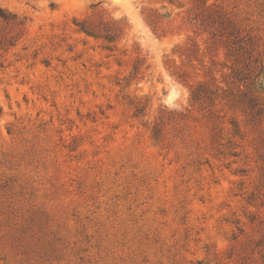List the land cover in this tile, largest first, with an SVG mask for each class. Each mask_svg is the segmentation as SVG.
Listing matches in <instances>:
<instances>
[{"label": "rangeland", "instance_id": "374dc122", "mask_svg": "<svg viewBox=\"0 0 264 264\" xmlns=\"http://www.w3.org/2000/svg\"><path fill=\"white\" fill-rule=\"evenodd\" d=\"M0 8V264H264V0Z\"/></svg>", "mask_w": 264, "mask_h": 264}, {"label": "trees", "instance_id": "16d2710c", "mask_svg": "<svg viewBox=\"0 0 264 264\" xmlns=\"http://www.w3.org/2000/svg\"><path fill=\"white\" fill-rule=\"evenodd\" d=\"M0 18L4 19L6 21L8 20L7 14H6V12H4V10L2 8H0ZM221 24L222 25L225 24V21H222ZM81 29H82V31H84L88 35H91L92 34L84 26H82ZM225 29L226 28H224V30ZM232 73H233L234 76H237V72H236L235 69L232 70ZM241 81H243V80L242 79L239 80V83H241ZM253 84H254V82H251L250 83V85H253ZM236 88L238 89V91H239L240 94H243V95L246 94L248 96V93H249V98H248L249 101H250L249 110H250L251 114H253L255 117L256 116H260L263 109L261 107V104L259 103V100L257 98V95L251 89V88H255V87H249L248 85L238 84L236 86ZM204 89H205L204 83H199L197 85V87L192 92V96H193V100L194 101H199V100L202 99L201 97H202V93H203V90Z\"/></svg>", "mask_w": 264, "mask_h": 264}]
</instances>
